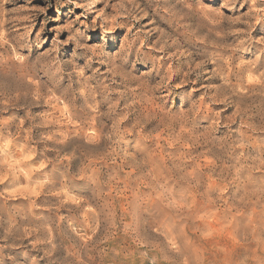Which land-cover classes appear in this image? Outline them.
Segmentation results:
<instances>
[{
    "label": "clouds",
    "instance_id": "obj_1",
    "mask_svg": "<svg viewBox=\"0 0 264 264\" xmlns=\"http://www.w3.org/2000/svg\"><path fill=\"white\" fill-rule=\"evenodd\" d=\"M0 264H264V0H0Z\"/></svg>",
    "mask_w": 264,
    "mask_h": 264
}]
</instances>
